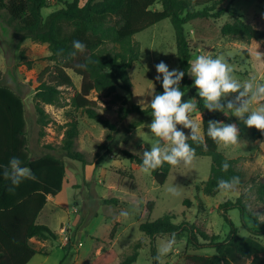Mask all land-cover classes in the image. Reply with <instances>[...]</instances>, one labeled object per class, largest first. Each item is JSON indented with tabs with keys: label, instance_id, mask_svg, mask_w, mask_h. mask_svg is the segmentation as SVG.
I'll list each match as a JSON object with an SVG mask.
<instances>
[{
	"label": "rangeland",
	"instance_id": "374dc122",
	"mask_svg": "<svg viewBox=\"0 0 264 264\" xmlns=\"http://www.w3.org/2000/svg\"><path fill=\"white\" fill-rule=\"evenodd\" d=\"M225 6L236 15H240L244 22L264 30V0H224L218 8ZM60 7L62 3L49 0V8L42 10L43 17ZM153 9H160V5L156 3ZM228 20V14H224L215 24L221 26ZM192 29L189 25L185 26L192 51L191 60L197 55L204 54L213 58L223 56L239 80L244 81L254 76L257 82H264V40L260 42L251 40L247 43L229 37H219L213 41H199L192 38ZM133 40L139 45V58L128 71L132 93L128 95L118 90L116 94L123 97L121 101L114 96L105 97L95 92L89 95L90 99L96 101L97 112L116 126V133L112 134V139L105 141L107 130L88 119L82 111L70 106V99L74 92L79 91L80 86V77L70 71L68 73L72 78L73 87L62 88L61 107L44 106L51 122L44 128L40 127L32 98L38 86L36 80L38 74L51 65L47 59L50 52L46 44L29 39L20 42L19 49H16L17 40L11 27L6 24L4 15L0 13V86L22 98L25 107V140L28 153L32 158L54 155L64 162L67 171L62 190L57 197L62 211L53 214L49 219V226L53 230H56L59 220L63 224L57 229L56 240L47 239L45 242L40 239L31 240V246L42 249L43 254L35 255L28 264H90L99 253L109 248H113L118 254V258L112 264H118L128 253L131 245L137 241L143 242L144 247L138 250L134 264H154L156 259L152 256L151 246L157 253L161 240L168 234L158 235L152 239L145 237L139 230L141 222L154 221L172 213L175 215L173 219L175 224L185 221L208 234L217 235L218 241H223L229 234L230 226L225 223L219 212V204L227 201L237 204L240 199L257 218V213L264 214V203L257 200L255 192L258 183L264 184V137L253 140L250 129L231 113L226 116L222 112H215L217 121L234 123L240 129L238 145L218 147L227 158H240L238 166L245 172V179L243 186L234 191L219 192L214 197L203 194L202 183L209 177L211 166V159L206 156H197L189 167L172 166L162 185L156 184L151 174H145L141 167L133 165L123 157L122 150L141 157L143 151L150 150L154 138L147 127L152 119L126 133L128 125L139 120L140 116L130 113L121 119L118 116V109L122 106L130 107L132 104H137L140 108L149 105L154 92V80L158 75L155 65L159 62H165L170 70L178 69L175 34L168 19L135 34ZM20 50H23L26 60L31 62L30 70L20 61L18 55ZM244 50L247 51V56L244 55ZM47 75L48 73L43 76V80H47ZM193 88L197 92L194 86ZM189 98H192L191 95L185 92L183 101ZM231 98L233 97H229ZM191 117L201 126L199 111L193 112ZM70 120L77 121L78 135L74 149L83 154L84 163L69 160L57 148L63 136L64 125ZM182 130L186 135L190 133V129ZM41 132L44 133L43 136H40ZM99 144H103L105 150H99ZM48 146H53L55 150H49ZM97 154L102 156L99 164L95 163ZM122 173L126 176H121ZM172 184L180 186L182 193L180 197H172L166 192L167 186ZM111 198H116L117 202L114 204L105 202ZM185 200L190 202L188 207L183 204ZM148 202H153L151 211L145 206ZM122 210L128 211L130 215L127 218L120 216ZM227 216L237 235L240 237L249 235L247 227H252V218L242 214L237 206L228 209ZM116 223L118 226L114 239L109 241V234ZM197 238L199 243H204L198 235ZM258 240L264 246V236ZM191 254L212 255L214 250L193 247L187 242L186 232L179 231L176 233L173 251L157 262L188 264L185 257Z\"/></svg>",
	"mask_w": 264,
	"mask_h": 264
},
{
	"label": "trees",
	"instance_id": "16d2710c",
	"mask_svg": "<svg viewBox=\"0 0 264 264\" xmlns=\"http://www.w3.org/2000/svg\"><path fill=\"white\" fill-rule=\"evenodd\" d=\"M62 7L43 17L42 10L49 8V0H0V13L4 15L6 24L11 27L14 38L17 40L16 49L25 39L39 44H46L50 52L48 60L50 66L38 74V86L33 94L34 111L40 127H46L50 122V115L44 110L45 105L61 107L62 88H72L73 81L68 71L80 77L79 91L74 92L70 99V106L82 111L88 119L100 124L107 130L105 141L112 139L116 133V126L103 117L96 110V101L89 98L92 92L105 97L114 96L118 100L123 97L116 94L118 90L132 93V82L129 69L139 58V45L133 36L154 24L168 19L175 34L178 69L183 71L184 77L180 83L181 91L188 92L198 102L201 114L202 135L204 141L199 146L191 140L188 142L196 150V157L206 156L211 159L209 177L202 183V192L205 196L214 197L220 190L217 181L221 178L230 179L239 177L238 189L244 184L245 172L238 166V158H227L219 150L216 143L207 137L206 129L209 120H216L215 112L204 108V103L193 88V79L188 74L192 51L187 40L185 26L192 27L194 40H217L219 37H229L249 43L251 40L263 41L264 30L257 29L242 20L228 7L218 8L224 0H56ZM158 3L160 9H153ZM224 14L229 20L221 26L215 22ZM80 41L86 48L84 52L75 51L73 41ZM63 50L62 55L57 52ZM247 56V51H243ZM20 61L30 70L31 62L26 60L23 50L19 51ZM87 64V69L78 67ZM48 73L47 80L43 76ZM161 80H154L155 94H161ZM150 104L140 108L137 104L130 107H120L118 116L123 119L130 113H136L140 119L132 122L126 128V133L152 119ZM65 129L60 144L57 146L69 160L84 163V156L74 149V142L78 135L77 121L70 120L64 125ZM25 107L22 98L11 90L0 86V264H27L35 255L43 254V250L31 246L32 238L40 240H56V234L47 226L36 222L37 217L46 204L47 196H56L62 190L65 177L64 162L54 155H43L31 159L25 140ZM253 140L262 138L259 130L249 128ZM190 134V133H189ZM44 133L41 132L40 136ZM126 142V139L124 140ZM49 150H55L48 146ZM99 150H105L103 144ZM124 158L133 165L140 167L142 159L127 150L121 151ZM17 157L22 166L32 170L36 180H24L14 193H10L9 180L3 177V167L8 165L11 158ZM102 156L97 154L95 163L99 164ZM227 161L228 170L222 171L221 165ZM172 166L165 163L163 167L153 171L151 176L156 184L162 185L168 177ZM125 177L126 174L122 173ZM131 177V176H129ZM234 189V190H235ZM232 190V191H234ZM231 192V191H230ZM256 196L260 203H264V184L256 185ZM114 204L116 198L105 201ZM185 206L190 202L185 200ZM151 211L153 202L146 205ZM238 207L242 214H247L253 220L252 227H247L246 237L237 235L234 226L227 216L228 209ZM225 223L230 231L223 241L218 236L208 234L196 225H189L185 221L175 224V215L168 213L154 220L141 222L139 230L150 239L158 235H170L185 231L187 242L193 247L210 248L212 255L191 254L185 257L188 264H264V246L258 240L264 236L262 223L249 208L239 201L232 204L230 201L218 205ZM114 224L109 241L114 239L116 227ZM189 228V229H188ZM197 235L204 243H199ZM144 243H133L128 253L118 264H134L138 257V250ZM152 256L156 253L151 246ZM118 258L117 252L109 248L99 253L90 264H112ZM154 264H158L157 260Z\"/></svg>",
	"mask_w": 264,
	"mask_h": 264
},
{
	"label": "clouds",
	"instance_id": "9594fccd",
	"mask_svg": "<svg viewBox=\"0 0 264 264\" xmlns=\"http://www.w3.org/2000/svg\"><path fill=\"white\" fill-rule=\"evenodd\" d=\"M76 52H84L86 45L80 41H73ZM63 50L57 52L62 55ZM260 57L258 56L257 59ZM78 67L87 69V64H80ZM156 80H161V94H155L151 98L152 121L147 127L154 140L150 150L142 153L141 171L151 174L153 171L163 167L165 163L170 166L189 167L196 159V150L188 142L191 140L196 145L204 141L201 134V126L191 114L198 110V102L195 98L183 101L185 93L181 91L180 83L184 77V72L179 69L170 70L168 65L161 61L155 65ZM188 74L193 78V86L197 90V95L204 103V108L209 112H222L226 116L231 115L240 119L248 128H255L264 132V82H257L256 78L250 77L241 81L234 75L232 66L223 56H213L204 54L197 55L189 62ZM229 97H233L229 99ZM182 126V128H178ZM182 129H190L187 134ZM207 137L217 145L227 148L240 143V129L232 123L226 124L223 121L209 120L206 129ZM230 167L227 161L221 165L222 171H227ZM3 177L11 182L8 188L10 193H14L16 188L24 180H36L32 170L22 166V161L13 157L7 166L3 167ZM240 183L239 177L233 176L230 179H219L217 188L221 192H230ZM166 192L172 197L182 195L180 186L172 184L167 186ZM128 211L122 210L120 216L127 218ZM259 220L264 223V214L257 213ZM176 243V233H171L162 239L155 259L159 261L173 251Z\"/></svg>",
	"mask_w": 264,
	"mask_h": 264
},
{
	"label": "crops",
	"instance_id": "0c3cea01",
	"mask_svg": "<svg viewBox=\"0 0 264 264\" xmlns=\"http://www.w3.org/2000/svg\"><path fill=\"white\" fill-rule=\"evenodd\" d=\"M261 133V132H260ZM261 135L264 137V134L261 133ZM260 140V139H258ZM30 155V154H29ZM31 159H35V158H32ZM66 173L67 171L65 170V177H66ZM64 177V179H65ZM64 181V180H63ZM63 185V184H62ZM59 194V193H58ZM58 194L54 197L52 196H47L46 197V204L45 206L42 208V210L40 211L38 217H37V220L36 222L39 223V224H43L45 226H47L52 232H54L55 234L58 232L57 229H59V227L63 224L61 220L58 221L57 225H56V230H53L49 225V222L51 219V216L57 212H61L62 211V206L61 204L57 201V197H58ZM64 218V217H63ZM32 239H36V238H32ZM31 239V240H32ZM30 240V242H31ZM44 242L46 240H43ZM30 262V261H29ZM28 262V263H29ZM27 263V264H28Z\"/></svg>",
	"mask_w": 264,
	"mask_h": 264
}]
</instances>
